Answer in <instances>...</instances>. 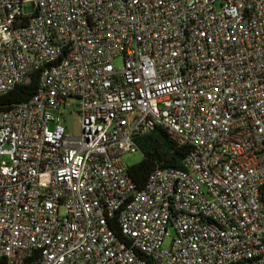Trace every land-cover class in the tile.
Here are the masks:
<instances>
[{"label": "built area", "instance_id": "2783aa9c", "mask_svg": "<svg viewBox=\"0 0 264 264\" xmlns=\"http://www.w3.org/2000/svg\"><path fill=\"white\" fill-rule=\"evenodd\" d=\"M36 73L0 113V264H264V0H0V95ZM155 128L188 152L139 191Z\"/></svg>", "mask_w": 264, "mask_h": 264}, {"label": "trees", "instance_id": "16d2710c", "mask_svg": "<svg viewBox=\"0 0 264 264\" xmlns=\"http://www.w3.org/2000/svg\"><path fill=\"white\" fill-rule=\"evenodd\" d=\"M39 73H36L26 85L15 87L12 91L0 95V113L8 112L17 105L28 102L38 90ZM141 162L128 167V176L137 190H142L149 176L156 169H181L188 152L187 147L178 146L166 131L155 128L146 136L137 140Z\"/></svg>", "mask_w": 264, "mask_h": 264}, {"label": "rangeland", "instance_id": "374dc122", "mask_svg": "<svg viewBox=\"0 0 264 264\" xmlns=\"http://www.w3.org/2000/svg\"><path fill=\"white\" fill-rule=\"evenodd\" d=\"M23 11H24V14H31L33 12L32 5H24ZM121 64H122L121 60L118 59L116 61V67L120 69ZM69 103L71 105L70 107L67 108V112H70V115L66 116L65 127L67 128L71 136L77 137L81 135V124L79 121V117L76 114L77 109H78L77 101L71 100L69 101ZM121 160L126 167L130 168V167L138 165L141 162L142 155L139 151L135 153H126L121 156ZM1 161L3 164H10L12 161L11 153L6 150L2 154ZM169 243H170V239L164 241V249L167 250L169 248Z\"/></svg>", "mask_w": 264, "mask_h": 264}]
</instances>
